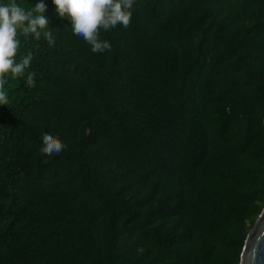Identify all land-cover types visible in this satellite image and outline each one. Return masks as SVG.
<instances>
[{
    "label": "trees",
    "instance_id": "16d2710c",
    "mask_svg": "<svg viewBox=\"0 0 264 264\" xmlns=\"http://www.w3.org/2000/svg\"><path fill=\"white\" fill-rule=\"evenodd\" d=\"M44 3L55 43L18 37L33 59L0 105V264H238L264 205V0H135L103 53Z\"/></svg>",
    "mask_w": 264,
    "mask_h": 264
},
{
    "label": "clouds",
    "instance_id": "9594fccd",
    "mask_svg": "<svg viewBox=\"0 0 264 264\" xmlns=\"http://www.w3.org/2000/svg\"><path fill=\"white\" fill-rule=\"evenodd\" d=\"M51 3L56 15L67 18L72 32L82 37L93 53H103L111 50V44L100 39L101 30L108 31L118 25L128 28L135 0H51ZM46 8L44 0H39L34 7H25L17 0L0 3V105L9 103L6 77H23L33 59L31 53L16 59L20 47L18 37L30 36L39 41L43 36L49 45L55 43L49 20L43 15ZM35 75V72H27L28 87L35 86ZM41 141L40 152L48 156L59 154L66 147L50 132L42 133ZM261 217H264V207L258 219Z\"/></svg>",
    "mask_w": 264,
    "mask_h": 264
},
{
    "label": "water",
    "instance_id": "95a60500",
    "mask_svg": "<svg viewBox=\"0 0 264 264\" xmlns=\"http://www.w3.org/2000/svg\"><path fill=\"white\" fill-rule=\"evenodd\" d=\"M259 216L245 236L238 264H264V217Z\"/></svg>",
    "mask_w": 264,
    "mask_h": 264
}]
</instances>
